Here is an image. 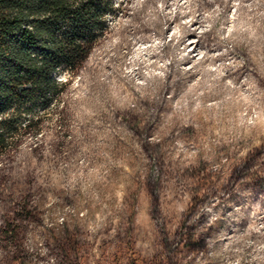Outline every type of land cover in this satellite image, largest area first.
I'll use <instances>...</instances> for the list:
<instances>
[{
  "label": "rangeland",
  "instance_id": "374dc122",
  "mask_svg": "<svg viewBox=\"0 0 264 264\" xmlns=\"http://www.w3.org/2000/svg\"><path fill=\"white\" fill-rule=\"evenodd\" d=\"M163 1L103 0L88 59L0 157L4 264H264V1L205 2L233 31L190 40L196 74L170 31L162 56L133 43L159 9L207 28L200 0Z\"/></svg>",
  "mask_w": 264,
  "mask_h": 264
},
{
  "label": "trees",
  "instance_id": "16d2710c",
  "mask_svg": "<svg viewBox=\"0 0 264 264\" xmlns=\"http://www.w3.org/2000/svg\"><path fill=\"white\" fill-rule=\"evenodd\" d=\"M205 2L208 1L200 0L199 4L200 10L210 13L204 31L198 32L194 23L190 26L186 21L178 22L186 17L181 11L170 16L159 9V15L155 14L153 20L164 22L166 30L154 33L153 37L135 38L133 43L135 46L149 44L155 37L161 40L156 56H162L170 44L166 36L170 31V41L181 52L182 67L196 74L198 65L204 61L196 63L191 57L190 40L196 38L204 44L203 40L210 38L226 11L220 3H216L217 7L212 11ZM232 3L235 7V0H230L229 5ZM111 7L103 0H0V157L21 130L39 131V121L26 125L23 122L37 113L38 106H44L59 94L63 84L57 75L65 71L76 74L82 68L97 41V32L103 30L101 14ZM233 18L230 16L222 22L226 42L231 39ZM210 42L204 46L214 51L221 48L219 43ZM233 54L225 46L224 51L213 59V68L217 70L220 59ZM215 70L210 69L212 73ZM131 75L141 79L143 71L140 68L131 70ZM222 78L227 80L229 76Z\"/></svg>",
  "mask_w": 264,
  "mask_h": 264
},
{
  "label": "clouds",
  "instance_id": "9594fccd",
  "mask_svg": "<svg viewBox=\"0 0 264 264\" xmlns=\"http://www.w3.org/2000/svg\"><path fill=\"white\" fill-rule=\"evenodd\" d=\"M194 155V154H193ZM91 237H89L90 239ZM4 253L3 252H0V264H4V260H3V257H4Z\"/></svg>",
  "mask_w": 264,
  "mask_h": 264
}]
</instances>
